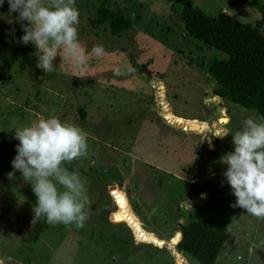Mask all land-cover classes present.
I'll list each match as a JSON object with an SVG mask.
<instances>
[{
	"label": "rangeland",
	"instance_id": "obj_1",
	"mask_svg": "<svg viewBox=\"0 0 264 264\" xmlns=\"http://www.w3.org/2000/svg\"><path fill=\"white\" fill-rule=\"evenodd\" d=\"M187 1L252 26L261 19L263 0ZM99 5L122 13L131 27L112 35L109 23L98 24ZM74 6L84 64L61 49L50 72L36 67L31 43L19 42L26 22L9 13L7 0L0 7V264H200L176 246L180 227L192 221L222 229L214 264H264V216L232 206L226 165L219 163L233 146L230 134L217 135L238 130L248 117L264 122L213 95L207 71L226 55L188 36L176 0ZM258 32L264 37V23ZM98 44L101 57L91 53ZM53 116L86 134V153L62 165L84 184L83 226L43 217L33 223L30 184L18 171L6 178L15 129ZM194 124L201 130H189Z\"/></svg>",
	"mask_w": 264,
	"mask_h": 264
},
{
	"label": "clouds",
	"instance_id": "obj_2",
	"mask_svg": "<svg viewBox=\"0 0 264 264\" xmlns=\"http://www.w3.org/2000/svg\"><path fill=\"white\" fill-rule=\"evenodd\" d=\"M5 0H0V7ZM9 13H17L23 35L19 42L31 43L35 48L36 67L53 71V60L59 50L70 57L73 64H84L85 52L78 40L79 13L75 0H51L47 6L41 0H7ZM91 53L105 54L103 45H95ZM129 71H133L129 66ZM115 75L121 74L120 69ZM231 135L233 150L225 153L219 163L226 165L222 176L235 197L233 207L247 213L264 216V122L248 117L236 131L224 129L220 137ZM15 155L6 173L11 180L15 172L27 181L35 196L32 207L36 223L41 217L49 224L83 226L85 187L78 172L68 171L65 162L86 153V134L77 126L61 122L53 116L39 119L14 131ZM211 148V140L208 141ZM62 189V190H61Z\"/></svg>",
	"mask_w": 264,
	"mask_h": 264
},
{
	"label": "trees",
	"instance_id": "obj_3",
	"mask_svg": "<svg viewBox=\"0 0 264 264\" xmlns=\"http://www.w3.org/2000/svg\"><path fill=\"white\" fill-rule=\"evenodd\" d=\"M176 2L181 7L180 20L188 36L227 57L208 68L216 83L213 95L264 119V37L258 32L264 23V0L258 6L261 19L254 26L225 13L205 14L192 8L187 0ZM97 15L98 24L109 23L114 36L131 27L130 19L103 5L97 8ZM179 232L181 238L176 246L180 252L200 264L215 263L225 243L222 229L204 221H192L181 226Z\"/></svg>",
	"mask_w": 264,
	"mask_h": 264
},
{
	"label": "water",
	"instance_id": "obj_4",
	"mask_svg": "<svg viewBox=\"0 0 264 264\" xmlns=\"http://www.w3.org/2000/svg\"><path fill=\"white\" fill-rule=\"evenodd\" d=\"M145 72H146V71H145ZM148 75H149V74H148ZM223 114H224V112H223ZM165 118H166V117H165ZM166 121H167L168 123H171V122H170L169 120H167V119H166ZM182 128H183L184 130H186L188 127L185 126V125H183ZM189 130H197V131H200L201 128L199 127V125L194 124V125H192V126H189ZM179 238H181V234H180V233H179ZM149 239L151 240L152 237H149Z\"/></svg>",
	"mask_w": 264,
	"mask_h": 264
}]
</instances>
